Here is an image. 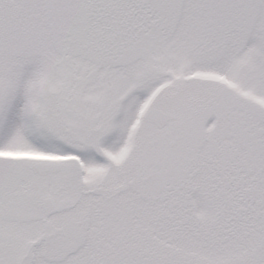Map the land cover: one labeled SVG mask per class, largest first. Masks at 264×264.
Listing matches in <instances>:
<instances>
[{"label": "snow or ice", "instance_id": "1", "mask_svg": "<svg viewBox=\"0 0 264 264\" xmlns=\"http://www.w3.org/2000/svg\"><path fill=\"white\" fill-rule=\"evenodd\" d=\"M0 264H264V0H0Z\"/></svg>", "mask_w": 264, "mask_h": 264}]
</instances>
